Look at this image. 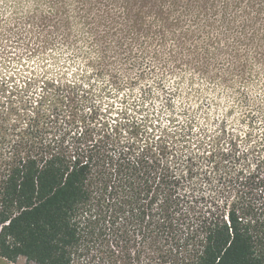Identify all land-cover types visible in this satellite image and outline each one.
<instances>
[{
	"label": "trees",
	"instance_id": "obj_1",
	"mask_svg": "<svg viewBox=\"0 0 264 264\" xmlns=\"http://www.w3.org/2000/svg\"><path fill=\"white\" fill-rule=\"evenodd\" d=\"M137 92L0 71V257L38 219L39 264H264V108L236 89V120L201 123L178 90Z\"/></svg>",
	"mask_w": 264,
	"mask_h": 264
},
{
	"label": "rangeland",
	"instance_id": "obj_2",
	"mask_svg": "<svg viewBox=\"0 0 264 264\" xmlns=\"http://www.w3.org/2000/svg\"><path fill=\"white\" fill-rule=\"evenodd\" d=\"M26 68L121 93L178 90L201 123L231 108L236 120V89L264 108V0H0V71ZM28 234L25 253L0 264H39L48 229L34 219Z\"/></svg>",
	"mask_w": 264,
	"mask_h": 264
},
{
	"label": "snow or ice",
	"instance_id": "obj_3",
	"mask_svg": "<svg viewBox=\"0 0 264 264\" xmlns=\"http://www.w3.org/2000/svg\"><path fill=\"white\" fill-rule=\"evenodd\" d=\"M163 181H164V177L162 176V177H161V182L163 183ZM162 195H164V193H163V189H162ZM165 199H166V197H165ZM163 202H164L163 200L160 201L161 205H163ZM125 219H127V218H125ZM128 223L131 224L132 222H131L130 220H128ZM118 231H119V229H118ZM114 246H115V245H114Z\"/></svg>",
	"mask_w": 264,
	"mask_h": 264
}]
</instances>
